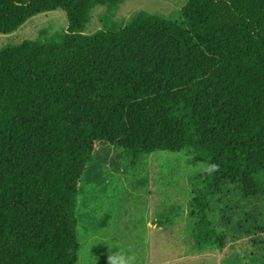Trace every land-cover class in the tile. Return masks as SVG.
Here are the masks:
<instances>
[{
	"label": "trees",
	"instance_id": "16d2710c",
	"mask_svg": "<svg viewBox=\"0 0 264 264\" xmlns=\"http://www.w3.org/2000/svg\"><path fill=\"white\" fill-rule=\"evenodd\" d=\"M126 1L0 0V35L59 10L69 21L0 51V264H78L96 143L133 169L157 152L206 164L190 209L196 253L226 249L209 219L224 185L264 193V0H190L178 21L143 12L85 34L97 7Z\"/></svg>",
	"mask_w": 264,
	"mask_h": 264
},
{
	"label": "rangeland",
	"instance_id": "374dc122",
	"mask_svg": "<svg viewBox=\"0 0 264 264\" xmlns=\"http://www.w3.org/2000/svg\"><path fill=\"white\" fill-rule=\"evenodd\" d=\"M189 1L127 0L113 10L99 6L85 34L115 25L126 28L143 12L178 21ZM68 26L62 10L39 15L14 34L0 35V51ZM118 155L116 147L96 143L93 162L81 179L78 264H112L121 258L125 264H264V193L247 197L242 184L224 185L211 198L209 219L226 249L196 253L190 209L204 187L206 164L190 151L157 152L142 157L133 169L131 159ZM262 178L258 182L264 192Z\"/></svg>",
	"mask_w": 264,
	"mask_h": 264
},
{
	"label": "clouds",
	"instance_id": "9594fccd",
	"mask_svg": "<svg viewBox=\"0 0 264 264\" xmlns=\"http://www.w3.org/2000/svg\"><path fill=\"white\" fill-rule=\"evenodd\" d=\"M215 170H216V165H212L210 171H215ZM112 264H125V261L121 258L118 262L113 261Z\"/></svg>",
	"mask_w": 264,
	"mask_h": 264
}]
</instances>
